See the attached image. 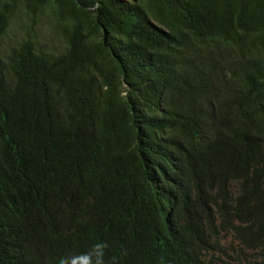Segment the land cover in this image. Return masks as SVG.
<instances>
[{
    "label": "trees",
    "instance_id": "16d2710c",
    "mask_svg": "<svg viewBox=\"0 0 264 264\" xmlns=\"http://www.w3.org/2000/svg\"><path fill=\"white\" fill-rule=\"evenodd\" d=\"M100 241L264 264V0H0V264Z\"/></svg>",
    "mask_w": 264,
    "mask_h": 264
},
{
    "label": "clouds",
    "instance_id": "9594fccd",
    "mask_svg": "<svg viewBox=\"0 0 264 264\" xmlns=\"http://www.w3.org/2000/svg\"><path fill=\"white\" fill-rule=\"evenodd\" d=\"M107 247V242H96L86 252L61 257L58 264H105L104 257Z\"/></svg>",
    "mask_w": 264,
    "mask_h": 264
},
{
    "label": "rangeland",
    "instance_id": "374dc122",
    "mask_svg": "<svg viewBox=\"0 0 264 264\" xmlns=\"http://www.w3.org/2000/svg\"><path fill=\"white\" fill-rule=\"evenodd\" d=\"M50 41H52L53 43H55L56 42V37L55 36H52V38L50 39ZM228 241H229V236L227 235L226 236V239H224V242H222L221 245L222 246H228V244L230 243Z\"/></svg>",
    "mask_w": 264,
    "mask_h": 264
}]
</instances>
